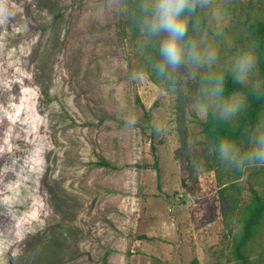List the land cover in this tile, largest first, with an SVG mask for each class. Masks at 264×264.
I'll return each mask as SVG.
<instances>
[{"label":"rangeland","instance_id":"rangeland-1","mask_svg":"<svg viewBox=\"0 0 264 264\" xmlns=\"http://www.w3.org/2000/svg\"><path fill=\"white\" fill-rule=\"evenodd\" d=\"M120 3L0 0V232L15 237L4 264H239L237 219L251 189L264 196V166L234 172L204 154L193 169L186 143L206 138L202 121L179 86L129 81L143 62ZM221 8L239 46L264 0H211L204 29ZM158 115L165 135L151 130ZM247 253L264 264V220Z\"/></svg>","mask_w":264,"mask_h":264},{"label":"clouds","instance_id":"clouds-1","mask_svg":"<svg viewBox=\"0 0 264 264\" xmlns=\"http://www.w3.org/2000/svg\"><path fill=\"white\" fill-rule=\"evenodd\" d=\"M209 9L211 0H121L118 12L138 34L136 51L143 62L129 71L128 79L138 82L155 77L165 92L179 86L201 121L235 126L249 112L251 99H264V74L259 69L261 41L247 33L243 43L235 46L224 34L230 14L223 8L210 12L213 20L221 19L220 25L211 32L204 29L200 12ZM222 48L231 50L230 54L222 57ZM184 67L192 73L189 76L184 72L187 79L180 84L177 76ZM229 82L233 87H228ZM138 123L136 113L129 112L126 126L135 129ZM151 130L155 135L166 134L163 117L158 115L152 121ZM186 148L193 153L192 167L196 171L205 165L204 154L234 172L264 166V112L243 127L239 137L211 133L203 141L192 138ZM14 244L11 233L0 232V264Z\"/></svg>","mask_w":264,"mask_h":264},{"label":"trees","instance_id":"trees-1","mask_svg":"<svg viewBox=\"0 0 264 264\" xmlns=\"http://www.w3.org/2000/svg\"><path fill=\"white\" fill-rule=\"evenodd\" d=\"M201 15V12H200ZM131 32L133 35H138L135 29L130 24ZM252 33L260 38L261 41V60H260V70L264 74V13L261 19L256 20L252 24ZM228 87L231 88L233 85L231 82L228 83ZM264 105V99L253 98L250 101L249 112L245 116V126L250 124L255 117L260 113ZM202 130L208 136L211 133L225 132L233 136H240L241 127L228 126L223 124H218L215 121H202ZM154 156V167L158 173V158L153 150ZM100 163L107 166H112L109 162L101 160ZM264 220V196L260 195L257 190L251 189V201L247 204L241 211L237 222V230L233 238L232 243V254L234 259L239 264H252L253 262L249 260V255L247 253V244L257 231L258 227ZM191 264H197L195 260Z\"/></svg>","mask_w":264,"mask_h":264}]
</instances>
